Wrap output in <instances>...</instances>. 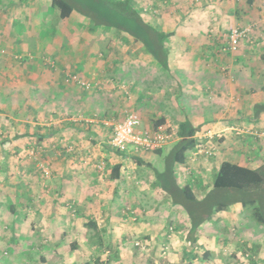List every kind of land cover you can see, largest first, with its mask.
Listing matches in <instances>:
<instances>
[{"label":"crops","instance_id":"obj_1","mask_svg":"<svg viewBox=\"0 0 264 264\" xmlns=\"http://www.w3.org/2000/svg\"><path fill=\"white\" fill-rule=\"evenodd\" d=\"M210 1L206 3L209 8L205 11L171 12L159 17L154 23V26L170 33L164 44L168 54L166 66L128 33L133 40L129 39L125 43L99 45L77 44V41L75 44H63L53 39L50 42L52 44L43 49L38 47L34 39L35 30L29 27L31 31L26 30V37L30 39L27 52L22 55L13 53L21 49L19 43L18 46L15 45L11 36L15 34V26L6 24L9 18L0 15V20H5V24L1 25L4 29L0 28V43L5 42L8 46L0 53V182L9 183L24 200L23 215L18 221L15 220L16 227L13 226L16 236L22 235L19 234L18 227L28 217L36 218L32 221L39 225H46L48 220L45 219L48 217L55 229L51 231V235H41L43 239L40 241V248H51V253L56 249L54 247L66 246L68 242L69 250L64 248L67 254H63V261L73 257V260H79L78 264H93L96 259L94 248L83 247L81 241L88 236L84 217L88 215L87 212H91L87 211L88 202L92 199L85 200L89 196L87 190H91V186L105 184L112 187L109 190L112 193L124 194L128 198L126 203L135 202V205H125L126 211L128 208L131 211L140 210L141 201L126 185L131 180L130 175L136 174L135 169H143L145 166H149L154 172L151 181L154 186L151 195L154 203L158 205L159 202H164L167 207H172L160 197L161 192L156 189L157 176L158 172L164 171L165 157L178 138L159 150L117 151L110 144L114 128L130 112L139 115L141 129H153L158 122H163L178 130L182 123L189 122L199 129L198 134L207 131L221 134L218 139L221 150L217 161L199 156L195 161L193 150L185 163L175 166L179 181L182 184L190 183L198 195L200 187L205 191L212 185L211 183L206 188L201 182L198 183L206 177L202 175L211 168L216 172L223 161L230 160L251 168H257L264 162V110L259 107L264 105V0H250L254 7L258 5L254 14L238 3L239 7H235L229 18L231 21L227 16L213 13L210 8H214V0ZM8 2L12 3L11 0ZM49 2L53 6L52 0ZM41 3L46 4V0H22L18 6L22 8L21 13L27 15L22 19L26 18L29 24L30 21H47L46 13L42 12V7L39 9ZM31 11L37 13L35 19L34 15H30ZM144 18L150 23L148 18ZM60 19L63 18L60 16ZM239 21H250L254 28L250 39L242 41L238 50L233 52L228 47L229 34L231 27L236 26ZM226 23L230 24L225 25ZM43 32L48 36L46 31ZM35 50L41 56L39 61L33 57ZM51 54L55 56H50ZM52 59H55L53 65ZM69 74L79 75L90 82L91 86L82 87L70 81ZM86 134L88 136L84 138ZM238 138L245 139L241 143L242 148L236 146ZM31 142L44 152L53 150L54 155L48 162L52 163L56 185L49 184L40 173L31 172L33 151L25 149ZM233 145L235 147L231 148ZM84 148L89 151H85L83 156L91 153L92 158L96 155L106 161L108 182L99 181L91 174L81 176L80 172L75 171V167H81L82 170L88 167L86 171L92 172V166L98 163L91 162L94 160L90 159L91 155L84 162L83 159H77L78 153ZM111 163H121L123 168L120 179L109 176L113 165ZM185 166L191 168L190 173L182 171ZM104 175L105 172L102 173L103 177ZM2 187L6 189L8 184H3ZM48 194L54 197L49 199L46 197ZM6 195L7 191L4 190L1 196ZM1 196L0 206L4 208L8 205L9 210L10 203L5 202ZM114 199L115 197L112 200ZM74 205L76 208L72 213ZM234 207L242 209L239 205H234L231 209ZM109 213L108 211L107 215ZM88 216L94 218L92 215ZM94 221L105 246L104 249L100 246V253L108 256L102 257L103 260L110 264H122L125 259L124 250L128 246H132V250L137 249L136 257L144 255L141 248L133 244L137 235L134 238L129 233H122L123 238L112 239L109 232L111 225L99 223L97 218ZM187 226L189 228V223ZM56 229H59L61 239L53 241L51 238L58 235ZM160 229L157 226L154 230L147 231V234L144 233L147 241L157 243ZM75 232L80 233L79 236ZM4 233L8 240V231ZM201 233L202 231L196 235L200 239ZM5 235H0V238ZM72 235L76 237L72 238ZM177 236L180 237V234ZM109 245L113 246L112 250L107 247ZM203 246L209 247L207 244ZM163 248L162 245L160 254ZM45 254L40 258L48 261V253ZM70 255L69 259L64 257ZM114 256L119 257L118 261ZM139 259L133 264H144ZM199 264L204 263L199 260Z\"/></svg>","mask_w":264,"mask_h":264},{"label":"rangeland","instance_id":"obj_2","mask_svg":"<svg viewBox=\"0 0 264 264\" xmlns=\"http://www.w3.org/2000/svg\"><path fill=\"white\" fill-rule=\"evenodd\" d=\"M9 0H1L0 1V15L6 18H9L8 21H6V24L14 25L15 34L11 35L15 45L18 46L17 43H19V46L21 49H17L16 51H13V53H19L24 54L27 52L26 47L30 46V39L26 37V30L30 28L32 30H35L34 39L38 45V47L43 48L50 46L53 41V39H56L57 42H61L63 44H86V43H92V44H99V45H107L112 43H125L128 42L129 39L133 38L128 35L126 32H120L119 30H116L113 26L107 27L104 24L101 25H94L92 18L93 16H84L81 12V6H82V0H76L78 3L77 8L78 10H75L73 16L69 19H60L59 16V10L56 7H53L49 0H46V4L43 5V3L40 4L39 9L41 8L43 13H46L47 21L44 22H37V21H30V24L27 23V20L22 19L26 14L21 13L20 6H18L19 3H22V0H11L12 3L9 4ZM29 1V0H25ZM207 2H211L210 0H133V4L135 5L136 9L138 11H141L143 16L148 18L150 23L154 25L155 22L158 21L159 17H162L163 15H168L171 12L177 14V13H184V12H195V11H205L207 8H209V4L206 5ZM237 2V3H236ZM238 3H241L244 5V8L249 9V13L254 14L256 12L255 7H258V5L250 4V0H214L213 2V9L210 8L213 13H219L222 14L224 17L227 16V19L230 20L233 15L232 11L235 10V7H239ZM12 6L16 11L12 10L10 7ZM241 8V7H240ZM261 8V7H259ZM8 13V14H6ZM37 13H33L31 11L30 15H34V19L36 18ZM87 14V13H86ZM89 14V13H88ZM5 20H0V28H2L1 25H4ZM231 21V20H230ZM223 23V22H222ZM239 23V24H238ZM251 22H237L236 26H249ZM230 23H226L225 25H229ZM157 26V25H156ZM252 30L254 28L253 25ZM30 27V28H29ZM235 27V26H233ZM231 27V28H233ZM108 28V29H107ZM73 29V30H72ZM71 30V31H70ZM82 30V31H81ZM84 30V31H83ZM112 30V31H111ZM231 30V29H230ZM31 31V30H30ZM48 33L47 35H44V32ZM40 32V36H38ZM72 32V34H70ZM42 33V35H41ZM252 33V32H251ZM54 35V36H53ZM121 35V36H120ZM29 40V42H27ZM249 40V39H245ZM12 45V46H15ZM7 45L5 42L0 43V53L2 49H7ZM229 47V45H228ZM240 47V46H239ZM25 50V51H24ZM36 53L33 57L38 59L41 57L40 54L37 55L38 50L33 51ZM55 56V55H50ZM49 59V58H48ZM56 59V57H55ZM52 59L51 64L53 65L54 62ZM35 61V60H34ZM23 96V94H21ZM174 127V129L177 131V128L173 125H170ZM208 132V131H207ZM215 131H213L214 133ZM87 133V132H85ZM205 133V132H204ZM216 136L211 141L209 139L203 140V143L205 145H212L214 144V147L216 148L213 155H199V158H206V159H213L214 161H217L220 153L219 150H221L220 145L218 144V139H220L219 136L221 134L219 132H216ZM203 134V133H202ZM249 134V133H246ZM2 135V134H0ZM88 134L84 138H87ZM202 140V138H200ZM177 140V136L175 139H172L170 142ZM243 140V141H242ZM238 138L236 142V146L239 148H242L241 143L245 142V139ZM28 144L25 149H30L31 151H35L34 154H32V170L31 172L38 174L40 173L45 180L52 185H56L57 182L54 181V169L52 168L51 161L48 163V160L52 158L54 153L51 151H42L40 148L37 147L36 144ZM84 142H81L80 145H82ZM31 146V147H30ZM35 147V150L34 148ZM220 147V148H219ZM235 145H233L234 148ZM71 147H68L70 151ZM230 148V147H229ZM81 149V148H80ZM245 149V148H244ZM135 150V147L133 145H130L128 148V152ZM241 150V149H240ZM85 151H89L88 149L84 148L82 149L77 157L79 161L83 162L86 160L91 153H87L83 156ZM136 151V150H135ZM93 154L94 152L91 151ZM239 153H242L238 150ZM226 153H228V150H226ZM193 156V155H192ZM197 158V159H199ZM76 159V160H77ZM90 159L92 163H96L95 166H92V172H87L86 170H82L81 167L79 169L75 167V171L80 172V175H89L95 176L96 179H99V181H106L108 182V166L104 168L105 175L102 176L103 171H100L97 168V165L99 163L105 162L102 161L98 156H94ZM100 161V162H99ZM154 161V160H153ZM196 161V159H195ZM193 161V162H195ZM40 163H44L47 166H49L51 170V175L49 177L44 176L43 172L40 168ZM48 163V164H47ZM113 164V163H111ZM195 165V164H194ZM137 170L136 174H132L131 180L126 185V188L128 190L134 191L133 194H137V198L141 201L140 210H134L135 212L130 214L127 213L125 209L126 199L127 197L124 196V194L120 193H112L109 191L112 187H107L104 185H97V186H91V190H87L86 193H88V197H85L86 199H90L88 202L89 207L87 208V211H91L90 213L87 212L88 215L94 216V218H90V216H85V224L87 221H94L96 218L99 220V223H107L110 224V233L112 239L122 237V233H129L131 234V237H134L137 235L138 238L134 239L133 244L139 248H141L142 253L144 255L139 254L138 257L136 250H132V246H128L125 251V259L122 260V264H133L137 263L138 259L140 262H143L144 264H181L182 263V256H183V249L187 244L189 245V238L193 236V234H190L189 231L186 229L188 228L187 224L189 221L187 220L186 214L184 211H182L180 208L175 207L172 205V207H167L166 204L164 205V202H159L158 205L154 203V199L151 197L154 186L151 183L154 172L149 166H145V168L141 169H135ZM59 171V170H58ZM185 174L191 172V168H185L182 170ZM217 172V171H216ZM214 168L209 169L205 174L206 175L202 179V181H198V183H202L207 188L210 186V184L213 182L214 173H216ZM107 174V175H106ZM181 175L184 174L181 172ZM80 176V177H81ZM92 179V178H91ZM90 181V179H89ZM92 181V180H91ZM195 184L197 181H195ZM197 183V185H198ZM3 184H8V187L3 188ZM197 185H195L197 187ZM49 187V186H48ZM210 189V188H209ZM208 189V190H209ZM4 190L7 191L6 196H1L4 194ZM208 190L203 191L200 187L199 189V198H204L207 195ZM200 191L202 193H200ZM17 190L13 186H11L7 182H0V196L1 198L7 202L10 203L9 210L8 205H6L4 208L0 206V215H3L2 218H0V235L4 236L8 231L9 238L6 239V235L3 238H0V264H78L79 260L74 259L70 256H64L68 261L62 260L63 254L66 255L67 253L64 252V248H68V242L65 241L66 246L62 245L63 247H54L56 248L53 250V252L50 253V249H45V247L40 248V241L43 239V236L45 235H51V231L55 229L54 224L52 221H49L50 219L47 217L45 220L47 221V224L39 225V223H34L32 220L36 219L33 217H28L27 221L25 223L20 222L19 228V234L22 233L19 237L16 236L13 232V226L16 227L17 219L23 215L24 212V200L23 197L20 195H17ZM132 194L131 197L134 195ZM49 195V194H48ZM87 196V195H86ZM120 198L118 199V197ZM123 196V197H121ZM47 198L51 199L50 197H54V195L46 196ZM115 197L114 200H112ZM84 198V197H81ZM124 199V200H123ZM118 200V201H116ZM123 200V202H122ZM138 201V200H137ZM23 202V203H22ZM139 203V202H138ZM136 203V205H138ZM135 205V202L129 203V205ZM73 205V204H72ZM77 205V202H76ZM156 210H154V208ZM75 205L71 209L75 210ZM169 208V209H168ZM5 211L3 212L2 211ZM12 209V211H11ZM106 211V212H105ZM110 212L107 215V212ZM70 212V213H71ZM16 213V214H15ZM133 215V216H132ZM5 222H4V221ZM17 220V221H15ZM22 221V219L20 220ZM140 222V224H139ZM119 224V225H118ZM172 224V225H169ZM161 227L160 233H159V239L157 243H154V241L151 243L147 241V231L150 232V230H154L155 227ZM177 227H179L177 229ZM85 232H87L88 236L86 239H81L82 244H84L83 247H87L88 249L91 248V246L95 250V258H98V256L101 257H108L107 255H102L100 246H96L97 236H94L95 230L86 227ZM170 228V229H169ZM48 230V231H47ZM76 231V230H75ZM81 231V230H80ZM140 234H137V232ZM50 232V233H49ZM58 235L56 237H52L51 240L57 241L61 239V235L59 234V229H56L55 231ZM77 236H79L80 233L75 232ZM145 233V234H144ZM170 237L168 238V235ZM180 234V237L177 235ZM43 235V236H41ZM76 235H72V238L76 237ZM108 235V234H107ZM41 236V237H40ZM92 236V237H91ZM136 236V237H137ZM19 240H18V239ZM66 239V237H63ZM70 238V237H69ZM93 243H92V239ZM123 238V237H122ZM168 238V239H167ZM192 238V237H191ZM154 240V238H152ZM167 240H170V244L167 242ZM129 241H132L130 239ZM204 242V243H203ZM139 243V244H137ZM162 243V244H161ZM15 244H18L15 246ZM52 244V243H50ZM200 246H203L207 244L209 247H211L213 254V264H237L236 259L233 257L232 253L235 251H240L241 253L245 250V248L248 246H254L256 244H261L262 247L258 254V264H264V227L256 223V221L251 216V210L246 208H237L234 207L233 209H230L228 211H222L217 212L211 222L207 224L206 227H204L202 233H201V239L198 243ZM7 245V247H6ZM131 245V242H130ZM163 245V249H167V246L171 247V251L162 252L160 254L159 249ZM116 246V245H114ZM105 247V246H104ZM103 247V249H104ZM106 249H108L106 247ZM7 250V251H6ZM132 250V251H131ZM58 251V253L54 252ZM46 255L45 253H48V261L41 260V255ZM169 254V255H168ZM142 255V256H141ZM160 255L162 257H160ZM116 261H118L119 257H116ZM95 261V260H94ZM93 263V262H92ZM202 263V261H201ZM94 264V263H93Z\"/></svg>","mask_w":264,"mask_h":264},{"label":"trees","instance_id":"obj_3","mask_svg":"<svg viewBox=\"0 0 264 264\" xmlns=\"http://www.w3.org/2000/svg\"><path fill=\"white\" fill-rule=\"evenodd\" d=\"M52 2L63 19L69 18L75 10H78L76 0H52ZM81 9L84 16H93V23L104 24L107 27L113 26L120 32L130 34L138 44L143 45L149 54L155 56L165 66L167 65L168 54L164 49V44L170 33L149 23L142 12L136 9L133 0H82ZM259 107L264 110V105ZM164 124L158 122L156 127ZM198 130L189 122L179 126L178 140L165 157L164 171L158 172L157 176L158 187L156 189L161 192L160 197L185 212L189 221L187 231L193 234L192 238H189V245L187 244L183 249L181 264H199V260L204 264H213L214 252L209 247L200 246L198 244L200 238L196 235L203 231L217 212L227 211L234 205H239L243 209H250L252 218L264 227V162L257 168H251L230 160L223 161L204 198H199L190 183L182 184L179 181L175 166L178 163H185L189 153L198 146L199 142L196 138ZM122 168L121 163L113 164L110 167L109 176L120 179ZM86 225L95 230L97 246L103 247V238L97 223L89 220ZM167 243L170 244V240L165 242L166 245ZM107 247L113 249L112 245ZM261 247V244L247 245L245 252L235 251L232 255L237 264H258ZM170 248L168 245L167 249L165 248L162 252L166 250L170 253ZM108 263L101 256L94 261V264Z\"/></svg>","mask_w":264,"mask_h":264},{"label":"built area","instance_id":"obj_4","mask_svg":"<svg viewBox=\"0 0 264 264\" xmlns=\"http://www.w3.org/2000/svg\"><path fill=\"white\" fill-rule=\"evenodd\" d=\"M251 32V25L235 26L231 28L229 34V49L233 52L237 51L242 41H244L245 39H250ZM69 79L70 81L75 82L82 87L89 88L91 86L90 82L84 80L77 74H69ZM140 125L141 119L139 115L135 112L128 113L123 120L115 125L114 134L110 144L117 151L122 152L127 151L130 145H133L136 151H154L158 148L163 147L172 139H175V137L177 136V131L170 125H160L153 129H141ZM216 134L217 133H213V131H208L203 134H197L196 138L198 139L199 144L193 152L194 160L202 154H205L207 156L214 154V151L216 149L214 147V144H212L211 146L205 145L203 143V140L205 138L211 141L215 138ZM200 138H202V140ZM34 153L35 151L32 152V154ZM40 168L44 176L49 177L51 175V170L46 164L40 163ZM97 168L100 171H103L105 165L103 163H99L97 165ZM127 211V213L130 214L135 212L134 210L131 211V208H128Z\"/></svg>","mask_w":264,"mask_h":264}]
</instances>
